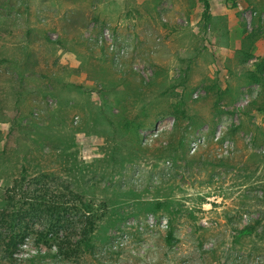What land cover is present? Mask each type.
I'll list each match as a JSON object with an SVG mask.
<instances>
[{
	"label": "rangeland",
	"instance_id": "obj_1",
	"mask_svg": "<svg viewBox=\"0 0 264 264\" xmlns=\"http://www.w3.org/2000/svg\"><path fill=\"white\" fill-rule=\"evenodd\" d=\"M209 3L0 0V209L50 174L98 216L23 264H264V0ZM55 212L31 220L80 239L89 212Z\"/></svg>",
	"mask_w": 264,
	"mask_h": 264
},
{
	"label": "trees",
	"instance_id": "obj_2",
	"mask_svg": "<svg viewBox=\"0 0 264 264\" xmlns=\"http://www.w3.org/2000/svg\"><path fill=\"white\" fill-rule=\"evenodd\" d=\"M204 3V20L210 17V3L209 0H203ZM50 174H41L39 181L37 178L34 180L28 179L23 176L21 178L22 186L26 185L28 188L17 187V180L13 187L7 190L6 198L4 201V208L0 209V254L1 261L6 264H23L15 257L20 244L30 235H35L39 243H44L46 247H52L55 243L58 254L64 259H77L79 253L86 247H89L90 236L94 232L97 215H92L90 204L86 203L83 195L74 192L73 187L58 185L53 181L54 186H49L47 180ZM31 185V186H29ZM39 185V186H38ZM63 188V189H61ZM71 204L80 205L89 212L86 216V222L81 230L80 239L76 240L74 232H66L64 235L60 234V230H68L63 221L58 220V224L47 225L43 228H37L32 222L31 218L35 213H50L52 210L59 213V209L66 208ZM243 229L239 230V234L251 235L254 234L259 238H263L264 229L258 233V227L262 224L261 219H257ZM260 229V228H259ZM59 230V231H58ZM172 231L170 232V236ZM30 264H38L35 260H30Z\"/></svg>",
	"mask_w": 264,
	"mask_h": 264
}]
</instances>
